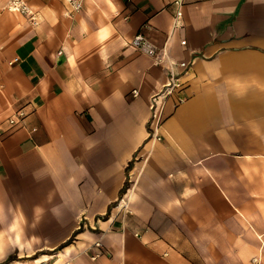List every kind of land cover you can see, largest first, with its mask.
Returning <instances> with one entry per match:
<instances>
[{"label":"crops","instance_id":"crops-1","mask_svg":"<svg viewBox=\"0 0 264 264\" xmlns=\"http://www.w3.org/2000/svg\"><path fill=\"white\" fill-rule=\"evenodd\" d=\"M5 1L0 262L264 264V0Z\"/></svg>","mask_w":264,"mask_h":264},{"label":"built area","instance_id":"built-area-1","mask_svg":"<svg viewBox=\"0 0 264 264\" xmlns=\"http://www.w3.org/2000/svg\"><path fill=\"white\" fill-rule=\"evenodd\" d=\"M66 4L69 6L70 10L72 12L79 10L81 7L82 0H65ZM174 4L176 5V10L173 14L172 20L173 25L178 26L180 23V17H181V0H175ZM3 8L14 12L21 14L23 16H26L28 21L32 24L36 23L38 21V17L36 15L35 10L30 7V5L26 2V0H6L3 4ZM133 42L134 46L138 48L141 52L145 53L146 55L150 56L152 58V61L154 64L161 65V60L164 56L167 55L166 50L164 46L157 47L153 43L149 42L148 39L140 32H136L133 36ZM181 43H184V40L180 41ZM13 60H16V58H13ZM168 64L165 66V69L167 71V78L162 84L161 88L154 93L150 98V109L152 111V119L156 116V109L159 105L160 107L164 105L166 99L173 94H175L176 91L180 90L182 88V82L180 81L178 72L176 71L177 68H186L187 62L182 60H174L172 58H167ZM133 94H137V90H133ZM183 100V97H176V102H180ZM23 112L19 111L18 113H15V116L22 115ZM15 116H9L7 117L6 121L9 125H13L17 119ZM156 138H159L156 136ZM113 207H117L119 210H123L125 212H128L126 208V201H123L122 196L118 198V200L115 202ZM135 235H138L137 233H134ZM94 248L99 249L101 247V242L99 239L95 240L92 244ZM98 255V252H95L91 255V257H95Z\"/></svg>","mask_w":264,"mask_h":264},{"label":"trees","instance_id":"trees-1","mask_svg":"<svg viewBox=\"0 0 264 264\" xmlns=\"http://www.w3.org/2000/svg\"><path fill=\"white\" fill-rule=\"evenodd\" d=\"M12 258V256L10 255V256H8L4 261H2V262H0V264H3V263H5V262H7V261H9L10 259Z\"/></svg>","mask_w":264,"mask_h":264}]
</instances>
